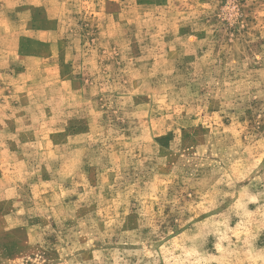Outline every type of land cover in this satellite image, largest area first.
Returning <instances> with one entry per match:
<instances>
[{"label": "rangeland", "instance_id": "374dc122", "mask_svg": "<svg viewBox=\"0 0 264 264\" xmlns=\"http://www.w3.org/2000/svg\"><path fill=\"white\" fill-rule=\"evenodd\" d=\"M0 264H264V0H0Z\"/></svg>", "mask_w": 264, "mask_h": 264}]
</instances>
